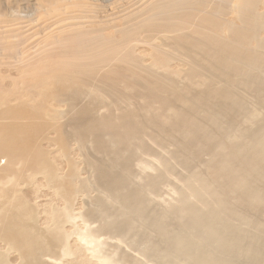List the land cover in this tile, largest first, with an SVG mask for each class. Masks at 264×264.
<instances>
[{"label":"bare ground","instance_id":"1","mask_svg":"<svg viewBox=\"0 0 264 264\" xmlns=\"http://www.w3.org/2000/svg\"><path fill=\"white\" fill-rule=\"evenodd\" d=\"M142 5L154 37L167 35L163 45L183 50L187 77L199 87L127 78L118 61L130 40L113 35L120 44L88 27L89 0L48 1L46 17L74 12L84 20L57 26L15 60L0 51L3 69L48 76L35 104L8 105V75H0V264H63L72 251L87 264H264V0ZM78 53L85 58L74 60ZM50 59L68 74H51ZM76 62L98 77L73 75ZM89 88L120 106L88 98ZM51 131L63 147L77 143L87 178L70 160L64 173L53 166L41 146ZM38 176L66 202L41 222L15 191ZM166 186L175 197L162 199L163 210L153 201ZM78 189L84 195L74 211Z\"/></svg>","mask_w":264,"mask_h":264},{"label":"rangeland","instance_id":"2","mask_svg":"<svg viewBox=\"0 0 264 264\" xmlns=\"http://www.w3.org/2000/svg\"><path fill=\"white\" fill-rule=\"evenodd\" d=\"M50 0H0V51L1 52H13L12 60H15L16 54L21 49L24 52H33L39 42L49 34L53 29L63 23H70L76 20L74 12L63 16L46 17V6ZM78 1V0H76ZM94 6L95 18L94 21L88 25V27L97 28L99 32L104 36L110 38L112 41L122 43L114 38L113 35L120 36L125 34L130 40L129 44L121 46V50H124L125 57L123 60L118 61V65L127 67V78L132 76L142 77V80H148L154 76H165L169 80H172L178 86L190 83L192 87H199L198 82L192 83L188 77V69L190 62L188 58L183 54V50H179L178 46H165L164 40H169L167 35H162L156 32V38L151 31L149 25L148 12L142 4L147 0H89ZM101 7V9H100ZM97 12V13H96ZM90 14V13H89ZM99 16V17H98ZM63 39H65L63 35ZM72 40V38H68ZM67 41V40H65ZM69 42V41H68ZM67 42V43H68ZM69 48L74 47L75 41L69 42ZM90 41H84L81 46L85 49H89ZM65 48V46L63 47ZM71 52L68 51L67 55ZM185 56V57H184ZM9 57V56H7ZM85 57L79 53L73 58L74 60H82ZM38 57L29 56L28 61H36ZM79 62L72 64V74L83 76L93 80L98 77L96 73L88 70L81 71L78 69ZM108 66H114L112 61ZM51 69V74H68V72L53 59L49 60L48 67ZM0 75L7 78V92L6 102L8 105H19V100H24L29 104H35L38 101V93L40 91L47 90L48 76L46 73L38 74L35 77H24L17 70L11 66L3 69L0 66ZM23 83V84H22ZM22 84V85H21ZM138 90H143L141 86ZM85 95L94 100L95 102L103 103L111 107V110L115 111L118 105H113L110 102V97H96L95 90L85 89ZM251 94H247L250 96ZM48 106L51 108H58L57 103L53 100L48 101ZM42 148L49 154V159L53 166L56 167L60 173H64L68 169L65 166L67 160H70L75 168V172H78L80 178H87L90 169L86 168L85 162L81 161L79 154L80 149H77V143L70 141L68 147H63L57 139V134L51 131L46 136L45 140L41 144ZM25 179L28 180L29 176L25 175ZM78 187V184L76 185ZM7 187V184L4 185ZM167 187V188H166ZM165 189L159 194V198H155L153 204L160 209H167L169 204L162 199H173L175 197L172 190L166 186ZM169 188V189H168ZM16 193L22 194L31 208L37 211L39 216V222L47 220L48 212L54 205H64L66 202L62 198H59L52 186H47L44 180L38 176L32 178L30 183L22 181L21 184L15 190ZM88 189L86 195L89 194ZM74 194V187L68 195ZM92 192L91 195H94ZM84 195L78 189V197L73 203V210H78L79 198ZM172 196V197H171ZM67 229H71L67 226ZM73 237H68V245L73 243ZM86 255L79 257L78 252L72 251L68 255H63V264H87L81 259L86 260Z\"/></svg>","mask_w":264,"mask_h":264}]
</instances>
